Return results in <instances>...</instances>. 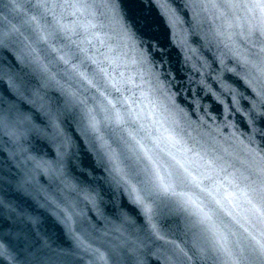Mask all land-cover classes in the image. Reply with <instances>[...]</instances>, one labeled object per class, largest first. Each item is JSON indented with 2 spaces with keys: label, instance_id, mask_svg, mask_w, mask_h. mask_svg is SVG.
Returning a JSON list of instances; mask_svg holds the SVG:
<instances>
[{
  "label": "snow or ice",
  "instance_id": "snow-or-ice-1",
  "mask_svg": "<svg viewBox=\"0 0 264 264\" xmlns=\"http://www.w3.org/2000/svg\"><path fill=\"white\" fill-rule=\"evenodd\" d=\"M23 7L10 0V10ZM27 7L23 25L31 59L21 54L19 29L0 32V85H7L0 90V134L17 144L35 138L55 147L54 160L24 158L31 167L17 186L32 183L33 173L57 185L44 197L69 241L41 240L29 264H79L84 255L92 264H146L161 250L165 264H264V147L257 140H264V0L185 2L193 20L211 13L222 22L217 36H238L246 45L243 53L233 51L235 67L225 69L253 97L246 109L240 102L247 96L220 75L209 83L203 72L195 81L196 98L185 106V83L165 67L163 45L153 43L150 28L139 36L126 30L136 53L127 62L111 48H94L91 39H73L88 27L68 17L90 15L95 5L88 0H33ZM107 7L119 11L111 0ZM179 21L171 12L170 26ZM34 64L45 74L38 83ZM208 98L216 115L202 103ZM221 108L225 117L239 114L247 125L245 148L253 163L244 171L227 172L198 138L214 140L209 129L235 128L231 122L217 125ZM66 123L78 134L69 136ZM82 154L90 167L83 166ZM69 164L77 175H70ZM113 233L118 236L109 239ZM0 264H18L10 240L0 242Z\"/></svg>",
  "mask_w": 264,
  "mask_h": 264
},
{
  "label": "water",
  "instance_id": "water-1",
  "mask_svg": "<svg viewBox=\"0 0 264 264\" xmlns=\"http://www.w3.org/2000/svg\"><path fill=\"white\" fill-rule=\"evenodd\" d=\"M15 2L24 7L18 11H12L10 0H0V32L11 29L13 26L19 29L15 38L21 54L31 59L27 55V45L30 43L27 37L30 32L23 25V20L26 19V12L30 15L27 6L33 0H15ZM88 2L95 5L90 10V15L68 17V21L76 20L88 27L87 32L80 30L79 36L73 39H91L94 48L102 52L111 48V54H119L127 62H131L136 58V53L133 40L128 37L126 30L139 36L142 31L150 28L151 34L155 36L153 43L158 40L163 45L160 50L165 55V67L172 71L176 79L183 80L185 83L187 91L181 93L185 106L189 100L196 98L195 81L202 78V72L206 75L208 82L214 85L216 82L212 80V77L220 75L227 85L248 97V100H241V106L245 109L250 106L253 97L245 88L243 81L239 76L225 70L235 67L233 51L243 53L246 45L238 36H233L232 40H228L226 35L217 36V31H223L222 22L211 19V13H201L196 20H193L191 11L185 7L186 0H111L119 5L118 13H113L111 8L107 7L110 0H88ZM171 12L180 18L175 27L169 24ZM92 25L95 27H91ZM35 55L37 54L33 53V56ZM220 60L224 63L221 64ZM39 63H44L43 57ZM31 67L33 83H38L45 78V74L40 71L38 65L34 64ZM55 71L54 68L49 69V73ZM189 77L193 80L191 85L187 83ZM55 88L56 85L53 83L48 90L49 94H54ZM6 89V84L0 85V90ZM228 99L230 102V97ZM202 103L208 105L212 115H216V105L210 98L204 99ZM221 121L231 122L235 128H220L219 133L209 129L210 135L215 137L214 140L207 136L198 138L202 140L210 156L219 158L218 163L225 166L227 172L248 169L253 160L245 148L246 123L239 114L230 113L225 117L222 108L217 125ZM65 128L69 136L78 134L74 124L66 123ZM257 140L260 146L264 147V140H260L259 137ZM191 143L189 141V144ZM10 152L16 153L14 158L10 156ZM29 155L54 160L56 150L53 145L35 138L24 139L17 144L9 141L7 136L0 134V176L4 177L3 181H0V242L10 240L18 264H29L30 254H39V242L43 239L60 245L69 243L57 210L44 197L45 192L51 194L55 191L57 185L43 173H33L32 183L17 186L18 182L23 180L25 170L31 167V162L24 159ZM80 160L85 168L91 166V161L86 154H82ZM67 170L70 175H77L72 171L70 164L67 165ZM223 176L224 174L221 173L220 179H223ZM127 207L128 211L134 215V209L130 205ZM236 211L240 215L239 210ZM171 223L172 221L169 220L164 227L167 228ZM115 236L118 234L113 233L109 239ZM114 242L119 243V239H115ZM79 264H92V261L88 255H84ZM95 264H100V262L96 261ZM146 264H165L163 251L161 250L159 258L156 255H148Z\"/></svg>",
  "mask_w": 264,
  "mask_h": 264
}]
</instances>
